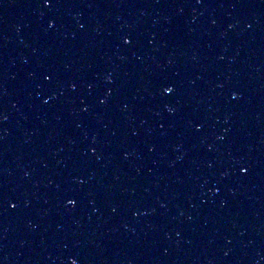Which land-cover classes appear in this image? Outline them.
Returning a JSON list of instances; mask_svg holds the SVG:
<instances>
[{
  "label": "water",
  "instance_id": "95a60500",
  "mask_svg": "<svg viewBox=\"0 0 264 264\" xmlns=\"http://www.w3.org/2000/svg\"><path fill=\"white\" fill-rule=\"evenodd\" d=\"M0 249L264 264V0H0Z\"/></svg>",
  "mask_w": 264,
  "mask_h": 264
},
{
  "label": "snow or ice",
  "instance_id": "6c2138e0",
  "mask_svg": "<svg viewBox=\"0 0 264 264\" xmlns=\"http://www.w3.org/2000/svg\"><path fill=\"white\" fill-rule=\"evenodd\" d=\"M43 3H44L45 6H48V7L53 6V0H43ZM125 42H126L127 44H131V43H132V40H131V38H128ZM165 91H166L167 93L171 94V93L174 91V88L171 87V86H168V87L165 88ZM243 171H244L245 173H247L248 169H247V168H244ZM68 203L74 206V205L76 204V201L70 199V200L68 201ZM13 207H16V205H13ZM73 264H77V261L74 260V261H73Z\"/></svg>",
  "mask_w": 264,
  "mask_h": 264
},
{
  "label": "clouds",
  "instance_id": "9594fccd",
  "mask_svg": "<svg viewBox=\"0 0 264 264\" xmlns=\"http://www.w3.org/2000/svg\"><path fill=\"white\" fill-rule=\"evenodd\" d=\"M74 261V260H73ZM73 261H72V264H73Z\"/></svg>",
  "mask_w": 264,
  "mask_h": 264
}]
</instances>
